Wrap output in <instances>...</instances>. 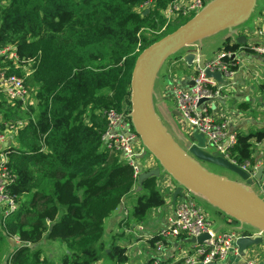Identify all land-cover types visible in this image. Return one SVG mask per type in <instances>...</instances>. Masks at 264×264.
<instances>
[{"label": "trees", "instance_id": "1", "mask_svg": "<svg viewBox=\"0 0 264 264\" xmlns=\"http://www.w3.org/2000/svg\"><path fill=\"white\" fill-rule=\"evenodd\" d=\"M176 2L0 0V48H12L0 55V70L22 77L34 89L28 104L8 102L0 94V128L12 126L14 131L15 144L5 153L14 178L8 190L17 202L6 217L0 213L4 264L8 260L10 264H93L102 258L128 263L126 246L119 243L121 234L104 240L105 220L135 194L119 222L127 228L144 223L152 209L166 204V194L155 176L134 190L137 179L131 165L102 145L107 125L103 112L121 108L138 53L186 20L180 17L155 33L165 24L162 12ZM263 2L258 0V11ZM229 41L219 50L236 51L241 45ZM182 53L168 57L173 66L170 73L161 71V87L170 75L179 78L189 71ZM229 63L230 70H236L237 64ZM260 89L264 93V82ZM258 104L264 106V99ZM237 107L250 106L240 102ZM262 142L264 125L238 130L228 158L238 166H252L258 160L264 166V154L257 156ZM161 238L154 234L147 242L155 249ZM186 238L182 232L175 239L191 245ZM8 239L17 241L10 251ZM45 240L64 245L57 260L43 255ZM162 241V250L173 247V241ZM172 257L166 251L161 264H182ZM146 264H152V257Z\"/></svg>", "mask_w": 264, "mask_h": 264}, {"label": "water", "instance_id": "2", "mask_svg": "<svg viewBox=\"0 0 264 264\" xmlns=\"http://www.w3.org/2000/svg\"><path fill=\"white\" fill-rule=\"evenodd\" d=\"M257 7L258 0H207L187 21L138 53L128 93L132 128L158 163L155 168L141 171L137 184L140 186L150 176L169 175L176 184L172 205L185 189L228 218L230 221L225 223V228L251 233L236 240L241 256L251 248L264 251V167L259 166L251 177L218 151L206 149L202 133L196 129L190 134L183 131L176 119L180 112L163 99L159 79L165 60L181 50H184L183 60L188 65L197 55L198 66L202 68L207 57L201 51L200 42L220 30L229 31L223 42L231 37L237 44L244 43L245 37L236 27L252 20ZM205 74L220 83L225 82L218 71L205 70ZM203 163L230 171L237 179L209 171ZM206 239L208 234L201 233L187 238L186 242L200 244ZM257 264H264V257Z\"/></svg>", "mask_w": 264, "mask_h": 264}, {"label": "built area", "instance_id": "3", "mask_svg": "<svg viewBox=\"0 0 264 264\" xmlns=\"http://www.w3.org/2000/svg\"><path fill=\"white\" fill-rule=\"evenodd\" d=\"M206 1L177 0L176 3L168 6L162 12L165 24L155 33L165 31L169 23L180 17L184 18L194 14ZM251 25V28L245 27L242 32H239L245 37V42L239 45L236 51L221 49L212 57L205 58L202 68L198 66L196 55L191 63L194 69V74L190 76L192 83L184 89L171 83L168 84L166 90L167 96L173 99L175 108L180 112L177 121L183 131L190 134L192 129H196L205 137L206 149L218 151L233 163L235 162L228 158L227 150L235 142L236 133L229 131L228 114L232 112L230 107L227 108L223 105L229 98V95L224 91L233 87L231 84L232 75L240 70L242 64H247L245 58L257 55L264 59V2L253 16ZM234 43V38H231L229 44ZM8 50L11 51L12 48H0V55ZM11 56L16 60L17 55L15 53ZM229 62L237 64L236 70H238H230ZM205 70L220 72L224 81L228 78V82L220 83L212 77H207ZM33 92L34 89L26 86L22 77L7 74L0 70V94H3L8 102L18 100L24 104L32 103ZM129 109L130 106L126 97L120 109L111 108L103 112L107 125L101 135V142L106 149L118 152L120 157L131 165L137 179L141 171L147 168L151 169L150 167L157 165V163L134 132L128 116ZM10 144L13 143H9L5 135L0 133V209L3 217L7 216L17 206L14 195L8 190V185L14 180L6 166L5 148ZM147 153L148 156L146 157ZM141 161L145 163L142 164ZM259 166H263L262 160H258L252 166L245 164L240 167L253 177ZM164 185L172 187L168 181ZM122 212V216L125 217L126 210ZM134 227L136 228L137 225L129 228V230H133ZM138 228L141 227L138 226ZM182 232L188 238L198 236L201 233L208 234V239L204 242L191 244V247L183 255L172 257L174 260L181 259L182 264H225L230 256L236 258L234 264H257L258 259L264 257V251L259 252L255 248L248 249L245 255L241 256L236 240L241 236L251 235V233L242 229H225L213 232L206 212L187 190L182 189L173 204V214L168 217L165 226L154 233L162 238L156 242L155 252L151 255L152 264H161L162 257L166 255L162 250V239L174 241L176 235ZM5 264H10L9 260Z\"/></svg>", "mask_w": 264, "mask_h": 264}, {"label": "rangeland", "instance_id": "4", "mask_svg": "<svg viewBox=\"0 0 264 264\" xmlns=\"http://www.w3.org/2000/svg\"><path fill=\"white\" fill-rule=\"evenodd\" d=\"M259 6H260V3H259ZM257 10H258V7H257ZM257 10H256V13H257ZM192 15L193 14H191L187 17L190 18ZM189 18L184 17L183 19H186L185 21H187ZM183 19L181 18V20H183ZM251 21L252 20L246 22L244 25L242 24L243 26L242 25L237 26L236 29H239V32H242L245 27L251 28L252 27ZM228 34H229L228 29H223V30H220V31L212 34L211 36H208V37L202 39V41L200 43H201V51H202L203 55L205 57H212L213 55H215L219 51V49L223 47V44L226 41L227 42L229 41V39H228L225 42H223L224 41L223 39L226 38ZM230 39H231V37H230ZM183 51L184 50H181L180 53H182ZM167 59L163 63L161 71L164 69L170 70L172 68V66H173L172 60L167 61ZM245 62L247 64H242L240 66V70L237 69L238 71L236 70L237 72L232 75L233 79L231 81V84L233 85V87L230 90L224 91L226 94L229 95V98L225 101V103H223V105L227 108L230 107V109H231L232 113L228 114L230 120L234 119L237 121L238 120L246 121V119H248L249 117H253V119H256L257 121H259V123H263V125H264V106L263 105L259 106V104H258L262 98L264 99V93H261V89H260V83L263 82V80H264V63L256 64L255 60L250 61L249 58H245ZM165 63H166V65H165ZM169 70H167L168 73H170ZM161 71H160V73H161ZM182 73H184V71L181 72V74ZM170 78H174V76L170 75ZM175 78H177V77H175ZM225 82L226 83L228 82V78L225 79ZM239 83L241 84V86ZM169 84H171V83H169ZM165 86L161 87L162 93L164 92L163 94H165ZM126 97L128 98V96H126ZM163 97L165 99H168L165 96H163ZM165 101L167 102V100H165ZM238 101L248 102L250 107L243 109V110L237 109L235 103ZM0 133H3L5 135V138L9 143L15 144L14 134H13L14 131H13L12 127L0 128ZM257 152H258L257 156L262 157V155L264 154V142H262L261 144L258 145ZM147 156H148V153L146 154V157ZM141 163L144 164L145 162L141 161ZM156 163H157V161H156ZM157 165H158V163H157ZM202 165L206 169H208L209 171H212L216 174L224 175L230 179H237V177L232 172L227 171L221 167H217V166H214V165H211L208 163H203ZM194 199L198 202V204L202 207V209L208 215L213 229H217L218 227H219V229H222L226 226L224 224V222L221 220L220 212H218L216 209H214L213 206L199 200L198 198L194 197ZM0 211H1V209H0ZM1 216H2V214H1ZM139 247L140 246L136 245L134 247V249H138ZM42 250H43V255L49 257L50 259H53V261L57 260L59 258V256L62 254V252L65 251L64 245H61V243H59L58 241L48 242L46 240L42 244ZM144 251H145L144 245L139 248V252H138V250L135 251L132 248V250L129 252L128 263H126V264H146V260H145L146 256L143 254ZM149 252H150L149 254L152 255L155 252V249L151 248ZM259 254H261V253H259ZM100 262H103L102 264H115V262L113 260L108 259V258H104V259L102 258L100 261L97 262V264H101Z\"/></svg>", "mask_w": 264, "mask_h": 264}, {"label": "crops", "instance_id": "5", "mask_svg": "<svg viewBox=\"0 0 264 264\" xmlns=\"http://www.w3.org/2000/svg\"><path fill=\"white\" fill-rule=\"evenodd\" d=\"M249 59H251L250 61L255 60L256 64L264 63V59L262 57L257 56V55H251L249 57ZM189 67H190L189 71L181 74L179 76V78H175V77L170 78V76L168 77V79L166 81V86H165V94L166 95L163 94L164 92L162 93V90H161L162 97L165 96L168 98V99H165L163 97V99L167 100V103L169 105H171L172 108H175V105H174L173 99H170V97L167 96V94H168V93H166L167 86L169 83H173L174 85H177V86L184 89L188 85H190L191 84L190 83V80H191L190 76H192L194 74V69H193L192 65ZM263 82H264V80H263ZM240 86H241V84H240ZM240 102H245V101L236 102L235 104H236L237 109H239L237 107V104ZM259 106H261V105L259 104ZM261 126H263V123H259V121H257L256 119H253V117H249L248 119H246V121H242V120L237 121L234 119L229 121V131L232 133L233 132L236 133V131H238V130L250 131L253 128H258ZM155 167H157V165H155V166L152 165V167H150V168H155ZM166 181H168V184H170L172 186L171 188L164 185ZM157 183H158V186L160 187V189L162 191H164L166 194V198H165L166 204L159 207V208L152 209L150 214L148 215V218L146 219V221L144 223L138 224L136 228L134 227L133 230L130 231L129 227L127 228L126 226L121 225L119 222L120 219L124 218L122 216V213H123L122 211L126 210V213H128V210L131 208L132 202L134 201V198H135V196H134L135 194H132L131 197L124 199L121 202L118 209L115 210L114 213L105 220V229H104V234H103L104 240L106 242L109 241V237L113 233L121 234V238L119 239V243L126 246L128 256H129V252L132 250V248H133V250H135V251L138 250V252H139V248L144 245L145 251L143 252V254L146 256L145 260L149 259L151 257V255L149 254L150 253L149 251L151 248L149 247V244L147 242V239H148L147 237L154 235V233H156L161 228H163L166 224L168 217L173 214V205L171 204V198H172V192L176 186L175 182L170 178L169 175L163 173V174H160L158 176ZM134 187H135V189H134L135 191H139L140 186L137 183ZM221 220L224 222V224L227 221H230L223 214H221ZM138 226H140L141 228H138ZM225 229H227V228L224 227L222 229H218V231L225 230ZM178 240L175 239V241H173V247H171V248L167 247V249L164 251V253H166V251L167 252L169 251L170 256L183 255L185 253V251L191 247V245H182L181 242ZM6 242H7L8 251L12 250L15 246H17V242L15 240L13 241L12 239H8ZM136 245H138L140 247L138 249H134V247ZM5 252H7V251L5 250ZM5 256H6V254H5ZM5 256L0 258V264H4L5 258L7 257V256L6 257ZM98 261H100V260H98ZM235 261H236V258L233 256H230L228 258V260L225 262V264H234ZM258 261H259V259H258ZM97 262H95L93 264H97ZM103 262H100V263L102 264Z\"/></svg>", "mask_w": 264, "mask_h": 264}]
</instances>
